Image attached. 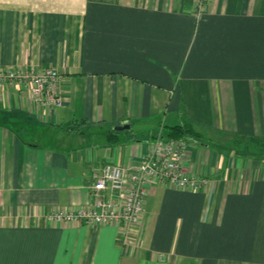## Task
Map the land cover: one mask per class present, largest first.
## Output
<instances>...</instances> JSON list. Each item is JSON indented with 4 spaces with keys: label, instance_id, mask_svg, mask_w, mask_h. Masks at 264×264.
<instances>
[{
    "label": "crops",
    "instance_id": "1",
    "mask_svg": "<svg viewBox=\"0 0 264 264\" xmlns=\"http://www.w3.org/2000/svg\"><path fill=\"white\" fill-rule=\"evenodd\" d=\"M200 1L0 0V66H54L62 96L0 88V264H264V160L232 138L264 135V0ZM185 115L201 189L152 182L127 233L50 217L92 205L94 171ZM82 118L87 133L62 128Z\"/></svg>",
    "mask_w": 264,
    "mask_h": 264
},
{
    "label": "built area",
    "instance_id": "2",
    "mask_svg": "<svg viewBox=\"0 0 264 264\" xmlns=\"http://www.w3.org/2000/svg\"><path fill=\"white\" fill-rule=\"evenodd\" d=\"M204 4L199 2V6ZM60 77L54 66L41 70L0 66V88L8 82L18 81L30 88L39 104L56 107L62 103L57 88ZM188 139L158 136L150 151L130 166L107 163L100 172H93L94 201L89 207L56 210L51 218L104 224L117 222L127 233L132 231L143 211L149 185L164 182L179 188L199 190L208 179L185 170Z\"/></svg>",
    "mask_w": 264,
    "mask_h": 264
},
{
    "label": "trees",
    "instance_id": "3",
    "mask_svg": "<svg viewBox=\"0 0 264 264\" xmlns=\"http://www.w3.org/2000/svg\"><path fill=\"white\" fill-rule=\"evenodd\" d=\"M180 111H184V105L181 104ZM197 122L188 117L184 116V119L181 123L167 125L166 134L169 137H185L186 139H192L199 136V132L196 131L195 125ZM63 129L68 130L74 134H85L91 130L90 121L86 118L75 119L69 122L68 124L62 126ZM117 131L110 128L107 134L108 140L116 139ZM232 138L237 143H244L246 145V153L256 157L258 159L264 160V135H249L243 133H234Z\"/></svg>",
    "mask_w": 264,
    "mask_h": 264
},
{
    "label": "rangeland",
    "instance_id": "4",
    "mask_svg": "<svg viewBox=\"0 0 264 264\" xmlns=\"http://www.w3.org/2000/svg\"><path fill=\"white\" fill-rule=\"evenodd\" d=\"M21 132V134L24 136V137H27V138H29V137H33L31 134H30V132H28V131H20ZM126 132H131L129 129H126ZM35 136V138H39L37 135H34ZM38 140V139H37ZM189 140L190 139H188V142H189ZM204 178H206V177H204Z\"/></svg>",
    "mask_w": 264,
    "mask_h": 264
},
{
    "label": "water",
    "instance_id": "5",
    "mask_svg": "<svg viewBox=\"0 0 264 264\" xmlns=\"http://www.w3.org/2000/svg\"><path fill=\"white\" fill-rule=\"evenodd\" d=\"M127 126H128V124H126L125 122H122L120 124L113 125V128L117 129V130H121L123 128H126Z\"/></svg>",
    "mask_w": 264,
    "mask_h": 264
}]
</instances>
